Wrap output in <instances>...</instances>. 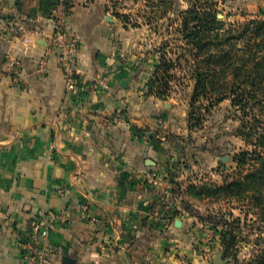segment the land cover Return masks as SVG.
Here are the masks:
<instances>
[{
	"label": "crops",
	"instance_id": "crops-1",
	"mask_svg": "<svg viewBox=\"0 0 264 264\" xmlns=\"http://www.w3.org/2000/svg\"><path fill=\"white\" fill-rule=\"evenodd\" d=\"M233 2L264 16V0ZM54 10L46 0H0V264H24L20 242L40 208L67 215L44 241L46 264H62L64 256L75 264H210L203 223L174 193L179 174L177 186L171 181L168 158L187 133L185 113L172 99L145 92L147 71L136 72L122 52L120 23L77 0L65 26L79 40V78L66 89L50 43ZM5 18L43 35L30 43L9 39ZM10 57L21 61L20 84L12 81Z\"/></svg>",
	"mask_w": 264,
	"mask_h": 264
},
{
	"label": "rangeland",
	"instance_id": "rangeland-1",
	"mask_svg": "<svg viewBox=\"0 0 264 264\" xmlns=\"http://www.w3.org/2000/svg\"><path fill=\"white\" fill-rule=\"evenodd\" d=\"M57 5L60 0H46ZM72 5L75 0H63ZM83 3H93L101 7L102 12L113 21L120 23L118 32L125 42L124 52L129 61H133L136 72H144V90L149 93L157 91L151 88L146 80L152 75L155 66L159 64L160 57L171 61V66L159 87L164 91L161 98L172 99L173 103L181 107L185 113L187 133L177 138L178 147L169 154V164L173 167L172 173L179 174L180 186L178 189L181 197V206L192 214H199L203 219L213 217V222L203 223L200 231L211 253L220 251L219 239L222 229H231L236 235L234 242V257L224 256L229 264H248L253 255L264 247V214L250 203L249 198H236L226 196L224 193L194 195L187 191V185L194 183L201 186L221 184L225 178L233 176L236 164L232 156L246 148V142L236 135L239 125L234 109L230 107L229 100H223L216 105L209 106L205 99H200L191 108L190 100L194 82L190 73L188 54L183 49V42L176 32L179 20H174L168 8L154 5L156 0H77ZM219 18L225 27L230 23L243 22L251 17L246 9L237 7L233 0H212ZM180 7H187L181 2ZM125 15L124 20L117 17ZM264 17V16H259ZM145 69V70H144ZM155 94V93H154ZM160 97V96H158ZM208 105V106H207ZM193 112L195 117H200V122L188 128V115ZM228 156L227 160L221 157ZM249 166L242 168L246 171ZM197 218V217H196ZM239 221H234L237 219ZM229 224L226 226L224 221ZM220 221V222H219ZM231 223V225H230ZM231 226V227H230ZM212 255V254H211ZM209 256L207 262L212 264Z\"/></svg>",
	"mask_w": 264,
	"mask_h": 264
},
{
	"label": "trees",
	"instance_id": "trees-1",
	"mask_svg": "<svg viewBox=\"0 0 264 264\" xmlns=\"http://www.w3.org/2000/svg\"><path fill=\"white\" fill-rule=\"evenodd\" d=\"M182 1L187 5L185 9L180 7ZM65 4L66 8L71 6ZM154 5L156 9L168 8L172 18L179 20L176 32L188 54L194 82L190 107L200 99H205L209 106L229 100L239 122L236 135L250 146L232 156L237 170L233 176L225 178L221 184L201 186L200 189L190 183L187 191L194 195L221 192L230 197H246L258 213L264 214V17L230 23L225 27L212 0H156ZM117 17L126 18L119 14ZM170 66L171 61L160 57L159 64L146 80L149 87L158 88L154 92L150 89V94L163 96L159 84ZM193 120L197 124L200 117L189 112L188 128L194 126ZM245 166L249 167L244 172L242 168ZM175 176L172 173L171 181L177 186L173 181ZM183 209L204 223L213 222L211 216L203 219L199 214L190 213L187 207ZM178 212L175 209L173 215ZM224 224L229 226L226 220ZM232 229L220 232L219 245L225 257L235 256L236 235ZM248 264H264V247Z\"/></svg>",
	"mask_w": 264,
	"mask_h": 264
},
{
	"label": "built area",
	"instance_id": "built-area-1",
	"mask_svg": "<svg viewBox=\"0 0 264 264\" xmlns=\"http://www.w3.org/2000/svg\"><path fill=\"white\" fill-rule=\"evenodd\" d=\"M55 10L52 14L54 22V31L50 37V43L58 48L59 67L62 70L66 89L73 91L78 82L79 72L77 67V54L79 40L65 26L66 4L63 0L54 6ZM4 34L9 39H19L25 43H30L34 37L43 35L42 30L35 26H30L26 22L19 19H4ZM9 64L12 70V81L20 84L21 79L19 69L21 61L18 58H9ZM46 62H40V69L45 70ZM98 85L108 90L109 85L106 78H100ZM124 106L117 109L120 114ZM82 210L86 212L87 206L82 205ZM186 214H189L188 212ZM67 220L64 212L50 208H40L36 210L29 222L27 236L20 242V249L24 258V264H46L48 262L49 253L44 247V241L49 232L58 224H62Z\"/></svg>",
	"mask_w": 264,
	"mask_h": 264
},
{
	"label": "water",
	"instance_id": "water-1",
	"mask_svg": "<svg viewBox=\"0 0 264 264\" xmlns=\"http://www.w3.org/2000/svg\"><path fill=\"white\" fill-rule=\"evenodd\" d=\"M10 1V4H13L14 3V0H9ZM106 20L107 21H113V19H111L108 15L106 16ZM143 75H145V73H143ZM131 80V76H127L126 78L122 79L121 82H120V85L125 88L127 87L129 81ZM222 160H227L228 159V156H223L221 157ZM154 161L152 160H147L146 161V165H154ZM213 263L214 264H224L228 261V259H223L222 258V250L216 252L213 256ZM76 263V260L72 257H69V256H64L62 258V264H75Z\"/></svg>",
	"mask_w": 264,
	"mask_h": 264
}]
</instances>
